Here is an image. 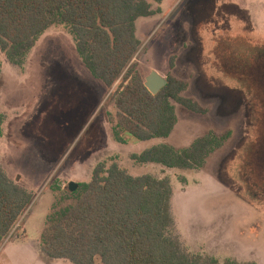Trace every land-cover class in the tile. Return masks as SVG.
Returning a JSON list of instances; mask_svg holds the SVG:
<instances>
[{
	"label": "rangeland",
	"instance_id": "1",
	"mask_svg": "<svg viewBox=\"0 0 264 264\" xmlns=\"http://www.w3.org/2000/svg\"><path fill=\"white\" fill-rule=\"evenodd\" d=\"M154 9L137 20L142 45L131 65L144 78L186 80L183 95L207 109L174 102L178 122L167 138L117 141L113 90L92 75L65 25L45 31L22 67L0 48V161L34 196L5 239L21 235L12 261L0 250V264H73L42 258L41 233L58 193L88 182L102 162L171 177L175 230L190 252L264 264V0H163ZM210 132L231 135L196 169L131 158L161 143L186 148Z\"/></svg>",
	"mask_w": 264,
	"mask_h": 264
},
{
	"label": "trees",
	"instance_id": "2",
	"mask_svg": "<svg viewBox=\"0 0 264 264\" xmlns=\"http://www.w3.org/2000/svg\"><path fill=\"white\" fill-rule=\"evenodd\" d=\"M163 0H0V48L24 66L26 56L49 28L65 25L92 75L113 90L115 114L109 115L117 141L125 136L146 141L167 138L178 122L174 102L206 113L186 97V80L173 75L157 94L132 60L141 48L137 20L155 13ZM1 73V69H0ZM6 115L0 112V136ZM231 133L210 132L186 148L167 143L151 146L131 158L140 165L202 167ZM130 138V137H129ZM169 175H132L113 163H99L92 178L75 192L58 193L47 215L40 243L51 258L73 264H222L210 254H194L182 243L171 212ZM32 192L12 179L0 161V242L31 207ZM224 264H259L226 259Z\"/></svg>",
	"mask_w": 264,
	"mask_h": 264
},
{
	"label": "water",
	"instance_id": "3",
	"mask_svg": "<svg viewBox=\"0 0 264 264\" xmlns=\"http://www.w3.org/2000/svg\"><path fill=\"white\" fill-rule=\"evenodd\" d=\"M167 83L168 79L160 75L157 71H152L145 77V85L153 94H157L162 88L167 85ZM79 186V183L71 181L68 184V189L70 192H75L79 188Z\"/></svg>",
	"mask_w": 264,
	"mask_h": 264
},
{
	"label": "crops",
	"instance_id": "4",
	"mask_svg": "<svg viewBox=\"0 0 264 264\" xmlns=\"http://www.w3.org/2000/svg\"><path fill=\"white\" fill-rule=\"evenodd\" d=\"M3 54H4V52H3ZM29 58H30V55L28 56ZM26 66V65H25ZM1 74V73H0ZM86 74H88V73H86ZM2 76V75H1ZM1 76H0V79H1ZM87 76V75H86ZM90 76V75H89ZM89 79H87V77L86 78H84L85 80L84 81H86V80H92V79H90V77H88ZM2 113V112H1ZM90 159V158H89ZM88 158L86 159V160H89ZM92 169V168H91ZM91 169H88V170H90V172L92 171ZM89 172V173H90ZM86 174V173H85ZM92 174H93V172H92ZM91 173H90V176L92 175ZM87 175V174H86ZM91 178H92V176L87 180V181H90L91 180ZM13 231V230H12ZM12 233V232H11ZM11 233H10V235H11ZM20 237H21V235H20ZM20 237H18V238H16V239H14V240H6L5 241V239L2 241V242H0V250H2V252L3 253H5V255H6V257H7V260H9L10 261V263H11V261H12V259H11V247H10V244L12 243V244H17L18 242H19V239H20ZM40 243V242H39ZM39 248L41 249V251H40V254H41V256H42V258H48L49 256L42 250V248H41V243H40V245H39ZM9 250H10V252H9ZM51 258V257H50ZM55 261H59L60 259H54ZM51 261V260H50ZM68 261V260H67ZM10 263H8V264H10Z\"/></svg>",
	"mask_w": 264,
	"mask_h": 264
},
{
	"label": "built area",
	"instance_id": "5",
	"mask_svg": "<svg viewBox=\"0 0 264 264\" xmlns=\"http://www.w3.org/2000/svg\"><path fill=\"white\" fill-rule=\"evenodd\" d=\"M10 236V235H9Z\"/></svg>",
	"mask_w": 264,
	"mask_h": 264
}]
</instances>
